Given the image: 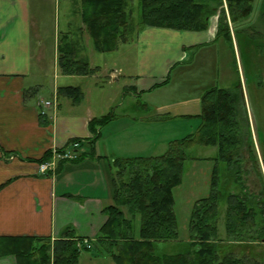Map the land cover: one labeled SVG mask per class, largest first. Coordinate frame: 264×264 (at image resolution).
Returning <instances> with one entry per match:
<instances>
[{
    "label": "crops",
    "instance_id": "obj_1",
    "mask_svg": "<svg viewBox=\"0 0 264 264\" xmlns=\"http://www.w3.org/2000/svg\"><path fill=\"white\" fill-rule=\"evenodd\" d=\"M62 1L67 5L61 22L62 35L58 39L64 36L66 43L73 42L77 46L76 58L86 59L89 67L97 68V71L86 76L64 74L58 65L57 50L58 70L53 72V87L45 91L44 84L37 80L47 79L49 72L44 68L43 42L36 34L42 30L40 20L47 13L46 9L55 3L60 5ZM81 5V0H0L1 247L6 244L3 239L7 238H34L36 244H41L42 239L54 241L67 229L83 240L93 241L106 221L102 208L113 203L110 182L113 161L156 156L149 141L144 146L142 137L127 134V129H136L142 124L155 126L153 124L170 115L169 107H164L162 114L158 113L151 96L148 97L151 104L147 102L142 107L138 103L132 111H114V118L99 131L94 157L59 161L55 171L38 174V159L47 151L65 147L73 139L91 138L88 122L113 111L120 100L116 93L112 97L107 95L102 86L118 81L123 70L107 71L108 64L102 55L106 53L86 52L90 40L80 19ZM35 19H38L37 28ZM216 23L217 17L210 18L208 29L201 32L142 29L136 36L138 50L134 55L133 70L128 72L133 84L127 91L133 99L170 85V74L184 68L187 52L193 48L204 54V50L217 40ZM244 25L243 22L232 28L229 23L234 49L237 46L234 32L243 30ZM119 48L112 52H118ZM180 76L184 77L179 73ZM68 86L81 89L83 96L79 103L74 104L70 98L58 93L60 87ZM45 93L47 97L43 99L40 94ZM40 101L55 103V108L45 110V117L39 115ZM176 102L180 103L177 109L185 108L182 98ZM88 244L90 248L85 252H91L92 256L84 257L81 253L77 264L82 261L85 264H114L103 246ZM95 251L96 254L92 253ZM0 264H15V258L0 256Z\"/></svg>",
    "mask_w": 264,
    "mask_h": 264
},
{
    "label": "trees",
    "instance_id": "obj_2",
    "mask_svg": "<svg viewBox=\"0 0 264 264\" xmlns=\"http://www.w3.org/2000/svg\"><path fill=\"white\" fill-rule=\"evenodd\" d=\"M253 1L81 0L80 19L98 53L116 50L128 42L133 33L138 34L145 27L206 31L210 18L214 16H217L215 38L221 37L232 46L229 23L232 28L243 23L252 13ZM136 8L139 14L135 21ZM63 37L57 46L61 71L84 76L95 73L97 68L89 67L84 58H76L77 46L73 42L66 43ZM58 93L70 98L74 104L83 96L79 87L72 86L60 87ZM241 97L242 90L240 94L212 88L201 97L198 115L201 122L195 137L190 135L170 142L163 155L115 159L110 181L113 203L102 208L106 221L93 241L83 240L70 229L54 241L40 240L41 244H36L34 238H7L3 239L6 244L0 246V256H13L15 264H77L80 254L87 250L85 244L92 243L103 246L115 264H264V259L232 249L234 244L264 242V177L259 170L257 194L249 192L241 177L244 153L249 155L253 168H259L252 134L246 125L247 117L237 110ZM114 116L111 111L92 118L88 122L92 137L73 139L58 152L78 143L79 147L74 150L78 152L75 160L94 157L99 131ZM194 138L199 144L215 147L219 163L213 168L209 195L196 201L190 214V244L198 247L193 254L157 255L155 243L178 238L172 191L181 184L184 147ZM259 145L264 169V140ZM51 158L52 152L47 151L36 162L44 163ZM221 168L223 174L220 178ZM220 179H224L225 185L235 183L237 190L222 191ZM220 199L226 203L224 233L228 242L224 246L217 227ZM136 223L138 229H135Z\"/></svg>",
    "mask_w": 264,
    "mask_h": 264
},
{
    "label": "rangeland",
    "instance_id": "obj_3",
    "mask_svg": "<svg viewBox=\"0 0 264 264\" xmlns=\"http://www.w3.org/2000/svg\"><path fill=\"white\" fill-rule=\"evenodd\" d=\"M66 3L67 2L64 1H62L60 5H56L55 3L46 9L45 12L47 13L40 20L42 30L41 32L38 31L36 34L43 42L42 56L44 58V68L45 71L47 70L49 72V77L47 79L43 78L37 80L39 83L44 84L42 88L45 91H49V89L53 87V72L58 70L56 64L57 44L58 38L62 35L61 22L65 16L64 10L66 9ZM263 3V0L253 1L252 13L244 21L245 25L242 28L243 30L235 31L234 37L237 41L235 49L221 37L217 38L211 47L206 48L204 54H200L197 49L193 48V50L187 52V64L184 68H178L170 74L172 78L171 84L161 87L158 90H153L149 95L142 94L141 97L133 99V95L129 94L127 91L128 86L133 84V78L130 77L128 72H132L133 70L132 63L135 52L138 50L137 34L133 33L128 42L121 44L118 52L102 54L104 57L103 61L106 59L108 64L106 67L107 71L111 69L118 71L119 68L123 70V74L118 77V81L110 82L109 85L105 86L103 85L104 83L101 84V86L103 85L102 88L107 91V95L112 97L116 93L120 98L117 107L112 111L113 113L114 111L120 113L121 109L132 111V108L138 103L142 105V107L147 102L151 104V99H148L150 96L154 97L155 103L152 105L156 108L158 113L162 114L163 108L169 107L168 112L170 115L166 117L167 119L164 118L163 121H158L159 123L153 124L155 126L142 124L140 126L138 125L136 129H127V134H133L134 137L140 135L144 141V146H147L148 144H146V141H149L150 147L155 151L156 156L165 154L170 147V142L179 141L190 135L196 136L197 129L201 122L198 116L201 112V97L206 91L212 88H221L230 91H238L241 94L242 88L243 94L237 110L247 117L246 125L249 127L250 133L252 134L254 151L259 161V168L254 169L249 155L247 153L243 154L245 160H243L241 177L245 187L252 194H257L260 189L259 170L264 177V169L260 154L261 149L259 145V143L264 140ZM138 14L139 11L136 8L133 15L135 21L138 20ZM37 20H34L35 25L38 23ZM37 27L38 25L36 28ZM89 40V45L85 47L86 52H93L94 55H99L95 52L90 37ZM200 61L203 63H200ZM107 73L108 72H106V74ZM179 73L184 77L180 76L179 78ZM55 74H57V71ZM40 96L43 99L47 97L46 93L40 94ZM181 98L182 102L186 103L185 108L182 110L177 109L180 103L176 102V100H180ZM91 99L94 101V97H91ZM174 99L176 100L174 101ZM161 101L168 104L165 105ZM150 147H148V149ZM184 153L185 160L183 161L181 184L176 186L172 191L174 203L173 211L177 223L178 238L174 241L155 243L154 252L157 255H174L178 253L193 254L198 247L190 244L189 218L194 203L209 195L213 168L216 164H219L216 161L217 149L213 146L199 144L194 138L193 142L184 147ZM220 174H223L222 168L219 172V177ZM219 185L220 189L224 192L237 190L235 183L225 185L224 179H222V181L220 179ZM225 209L226 203L224 199H220L218 202L217 227L219 239L224 242L222 244L223 246L227 245L226 243L228 242L224 233ZM135 229H138L137 223ZM232 249L237 251L242 250L249 256H256L257 259H264V242L249 243L247 245L234 244ZM89 253L91 252L83 251L82 255L84 257H91L92 255ZM92 253L96 254L97 251ZM109 259L113 262L111 258ZM85 263L86 262L82 261L80 264Z\"/></svg>",
    "mask_w": 264,
    "mask_h": 264
},
{
    "label": "built area",
    "instance_id": "obj_4",
    "mask_svg": "<svg viewBox=\"0 0 264 264\" xmlns=\"http://www.w3.org/2000/svg\"><path fill=\"white\" fill-rule=\"evenodd\" d=\"M39 108V115L46 116L45 110L55 108V103L54 101H40ZM78 147V143H73L67 150L62 153H59L58 150H54L52 152V158L50 161L39 163L37 165L38 174H45L49 172L51 173L55 171L56 165L59 161H73L77 159L78 152H75L74 150H76ZM85 247L89 249L90 245L87 243L85 244Z\"/></svg>",
    "mask_w": 264,
    "mask_h": 264
}]
</instances>
